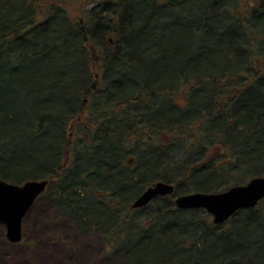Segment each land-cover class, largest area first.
Segmentation results:
<instances>
[{
	"label": "trees",
	"instance_id": "16d2710c",
	"mask_svg": "<svg viewBox=\"0 0 264 264\" xmlns=\"http://www.w3.org/2000/svg\"><path fill=\"white\" fill-rule=\"evenodd\" d=\"M85 1L0 0V177L48 179L127 264H264V199L222 224L175 204L264 176V0ZM68 83L71 108L51 99ZM157 181L174 192L132 208Z\"/></svg>",
	"mask_w": 264,
	"mask_h": 264
},
{
	"label": "rangeland",
	"instance_id": "374dc122",
	"mask_svg": "<svg viewBox=\"0 0 264 264\" xmlns=\"http://www.w3.org/2000/svg\"><path fill=\"white\" fill-rule=\"evenodd\" d=\"M74 1L82 3L85 0ZM85 2L87 5L84 8L89 9L93 0H86ZM67 7H69V10H72L71 4H68ZM73 14L75 15V11ZM97 53L99 54V50ZM60 60L62 62L61 58ZM41 61V69L46 70L45 64L48 62L47 59L41 58ZM24 63L26 68L18 71L17 79L21 78L22 73L28 77L32 74L29 60L25 59ZM93 70H97V67H93ZM169 74L170 72L164 74L161 80L168 82L170 80ZM71 84L62 85L56 89L51 94L53 102L62 103L68 101L70 102L66 104L68 107L74 106L75 96L71 90ZM49 86H52L51 81L46 85V87ZM15 87L17 89L13 97L18 95L22 102L23 95H19L22 93V89L16 84ZM39 97H41L40 94L38 97L35 96V101H38ZM20 109L19 107L17 113L21 111ZM36 144L35 140L33 142L34 148ZM34 148L28 151L33 152ZM4 149H6L7 155L15 153V156L18 157H22L27 152L22 147L13 148L11 146L8 148L4 146ZM30 173H37V168H32ZM8 174L10 175L12 172ZM21 174L25 175V173H17V175ZM44 192L35 201L24 222L23 237L25 236L28 239L30 245H26L24 242L18 244L10 243L6 237V226L0 223V264H127V259L120 256V253L113 252L112 249L110 252L107 242L103 240V237L110 233L107 229L101 230L80 226L73 216L63 213L59 206L51 202ZM97 210L102 211L100 207ZM91 215V218L100 227L102 223L107 224L109 222L108 215L103 219H100L101 217L96 212L91 213ZM140 215L142 216V214ZM126 246L127 249H131V247L134 249L135 244L127 240ZM141 254L145 255L146 251L142 249ZM131 263L138 264L141 262H137L136 260Z\"/></svg>",
	"mask_w": 264,
	"mask_h": 264
},
{
	"label": "water",
	"instance_id": "95a60500",
	"mask_svg": "<svg viewBox=\"0 0 264 264\" xmlns=\"http://www.w3.org/2000/svg\"><path fill=\"white\" fill-rule=\"evenodd\" d=\"M48 179H32L22 184L0 177V223L6 226V237L11 243L23 239V219L37 198L46 190ZM174 185L157 181L132 202V208L147 206L158 196L171 195ZM264 199V176H254L218 192H192L175 199L179 209H205L215 224H222L239 210L256 207Z\"/></svg>",
	"mask_w": 264,
	"mask_h": 264
}]
</instances>
